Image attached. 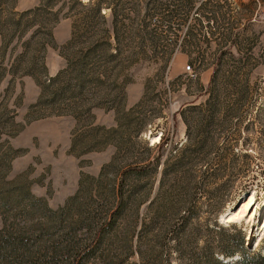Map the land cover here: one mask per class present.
Masks as SVG:
<instances>
[{"label":"rangeland","instance_id":"374dc122","mask_svg":"<svg viewBox=\"0 0 264 264\" xmlns=\"http://www.w3.org/2000/svg\"><path fill=\"white\" fill-rule=\"evenodd\" d=\"M62 1L66 2L63 14L74 2ZM106 1L117 9L121 28L118 41L112 37L109 45H103V29L111 28L112 20L111 10L104 8L107 23L95 19V28L80 38L81 46L68 43L74 33L85 32L89 10L75 6L70 15L61 14L54 22L41 18L46 25L42 31L48 30L50 36L41 32L33 41L39 24L21 25L17 32L13 22L17 15L10 14L11 7L0 4V51L4 39L10 42L0 80V211L4 201L12 202L29 193L44 198L53 210L68 207L75 216L79 212L105 215L118 202L113 189L119 186L121 172L137 162L152 163L151 171L126 184V195L135 187L137 191L106 235L104 256L98 252L88 264H107L104 257L116 264H154L152 250L157 238L152 234L141 241L145 228L150 229V225L157 233L161 225L171 226L183 215L189 218L186 237L192 240L198 234L194 245L198 251L209 240L216 245V233L210 229L216 220L214 230L227 227L232 233L241 232L250 253L263 252L264 226L261 223L259 230L258 226L264 218V0H206L198 8L200 17L192 19L198 0ZM61 2L56 3L55 10ZM41 3L8 1L18 12ZM28 17L26 21L32 18ZM22 30L26 33L20 36ZM184 38L189 41L184 43ZM29 39L32 50L21 58L20 67H27L31 54L40 55L46 75H22L23 68L17 74L11 71ZM97 42L103 45L98 52V80H87L83 88L68 87L67 96L72 93L76 99L66 106L44 103L51 96L43 87L49 82L47 78L62 72L55 90L67 86L61 85L62 79L72 78L76 84L70 61L79 54V48L87 50ZM222 52V63L216 66V56ZM111 53H117V58L111 59ZM187 65L192 73L186 71ZM233 76L247 89L243 93L246 107L239 112L217 113L216 123L225 119L227 126L214 128L212 145L195 151L183 171L172 169L164 175L166 163L176 162L177 151L186 140L180 111L211 95L221 100L230 98L227 79ZM225 165L230 168L216 171ZM250 197L255 204L241 217L235 216L241 211V202ZM171 200L175 202L172 206L168 204ZM178 201L188 202L180 214ZM215 209L219 211L215 213ZM229 214L235 216L232 221ZM28 224L34 229L38 226L37 222ZM13 227L0 215L2 236ZM45 235L43 229L25 232L23 239L30 245L19 254L36 261H53L51 264L65 263L70 255L67 250L54 257V248L65 244L47 240ZM61 236L63 230L55 232V239ZM77 237L84 239L85 235L78 230ZM140 241L143 244L139 245ZM166 242L170 256L159 264H184L172 247L175 242Z\"/></svg>","mask_w":264,"mask_h":264},{"label":"trees","instance_id":"16d2710c","mask_svg":"<svg viewBox=\"0 0 264 264\" xmlns=\"http://www.w3.org/2000/svg\"><path fill=\"white\" fill-rule=\"evenodd\" d=\"M8 1L9 0H0V4L1 6L5 4L9 8L11 7L12 11H10V14L17 15V19H14L15 17H11L12 19H14V25L18 28L17 32H19V27L21 25L34 26L39 24L40 28L38 27L34 31V34L32 36L33 41L34 39L38 38V33L42 32V34L49 35L48 30L45 29L47 32H45V30L42 31V29H44L46 25L44 24V20L40 21V19L45 18L54 22L66 8L65 1L61 2L60 0L61 3L59 9L55 10L54 8L56 7V3L59 0H42L41 5H39L37 8L18 12L13 11L14 5H9ZM72 1L74 2V6L70 7L69 10L67 9L68 11L63 13L62 15H70V12L73 11V8L75 6H78L82 10H89V14L85 18L90 17V20H84L85 32L81 30L83 33H74V37L68 43V46L75 44V42L76 44L80 43L81 46L82 41L80 40V38H85L86 31H91L95 28V19H98L99 22L102 21L103 24L107 23L105 15L102 14V10L104 8L111 10L112 20L111 28L107 27L103 29V33L105 34L104 37L106 40L103 45H109L110 43L108 39H111L112 37L116 41H118L119 31L121 30V28H119L120 21L117 18L118 13L114 3H108L106 0H92L91 3H84L81 0ZM167 11H169L170 13V10L167 9ZM28 16H32V18ZM27 17L30 19L26 21L25 19ZM125 27L126 25L123 22L122 28ZM0 29L2 30L1 21ZM25 33V30H22L20 32V36L24 35ZM4 41L5 46L3 45V48H1L2 52L0 51V80L4 77L5 68L2 65L4 52L7 50L10 44L8 40L4 39ZM185 41L189 40L187 38H184V43ZM31 43L32 41H30V39L23 43L24 51H22V53L16 59V63L18 62V65H16L15 63L14 66H12L14 68L15 66H17L15 69L13 68L11 70L12 73L17 74L20 70H23L21 72L22 75H33L35 77H38V73L46 75V67L44 63L40 62V55L36 56L35 54H31L27 67H20V64H22L21 58L26 57L30 53ZM103 45L97 42L93 45L88 46L87 50L79 48V54L75 56L76 58L70 61L74 65L72 66L76 71V76L74 77L76 79V84L73 83L72 78L69 79V81H64V79H62L61 85L67 84V86H61L58 90H55L54 85L57 84L59 80H61L62 72H60V74H58L56 77L47 78L49 82L43 85V87L51 92V96L43 102L51 105H56L60 102V104L66 106L68 105V103H71V101L76 99V97L72 95V93L67 96L68 93L66 92V89L68 87L76 86L79 88H83L85 82H88L87 80H98L97 74L99 73V70H101L98 52L99 48ZM33 52L37 53L36 51ZM223 54L224 53L222 52L216 56V66L221 65ZM117 56V53H111L109 57L111 59H115L117 58ZM19 68L23 69L18 70ZM214 71V73H216L218 71V68L214 69ZM89 75H91L92 77L90 79H87ZM231 78L232 79H230L229 77L227 79V84L230 85V88L232 90L231 92H229L230 98L221 100L218 99L217 96L213 97L211 95L204 102L196 105H191L180 111V115L186 125V140L183 142L181 148L177 151V155L175 156L176 162L170 163L168 161L166 163V166L164 168V175L169 174L172 169H180L183 171L195 151L199 152L200 150H207L209 146L212 145V143L210 142V138L214 128H225V126H227V121L225 119H223V121H221L220 123H216L217 119L215 116L217 113L239 112L246 107L248 101L246 99V96L243 95V93L247 92L245 85H240L236 77L233 76ZM42 84H44V82ZM135 119L137 121L140 120L138 116ZM141 131H143V128L141 130L135 131V133L138 134ZM161 140V142L163 143L164 134L162 135ZM146 149L150 151L152 148L146 147ZM156 163H158V160H156ZM151 165L152 163L139 164L137 162L134 165H129L127 168H125V170L121 172V180L119 186L113 189V191H115V194L117 193L115 197H117L118 202L113 207V209L109 213L107 211L105 215H100V213H95L92 215L91 213L87 214L84 212H79L75 216V214H70L68 207H62L59 210H53L48 206L44 198L36 197L31 194L29 196V193L27 195H24L26 193H23L24 197L22 195L12 202L8 200L4 201V206H2V209L4 210L0 211V215H4L5 222H7V219H9L10 224L12 225V227H14L11 231L8 230V233L6 232L7 235L2 236L0 234L1 263H53V261L49 262L45 259H39L36 261L31 256L25 257L24 254H19L21 250L24 249V247H28L30 245L29 242H26L23 239L25 232L35 231L37 229L45 230V236L48 237L47 240H55L53 242H60L62 244H65L64 246H61L60 249H58L57 246L54 248V257H56L58 254H61V251L64 252V250H67L68 254H70L69 259H66L65 263L63 264H88L93 257H95L96 255L99 256L98 252H101L100 255H102L103 257L104 248L102 247L106 235L113 230L114 225L117 223L119 217L122 215L126 205L128 204L129 198L132 197L133 191H137V188L135 187L132 189L129 196L126 195V184H128V181L131 178L136 177L137 179H139L143 174H147L149 171H151L154 168L151 167ZM229 168V166L225 165L223 167H219L218 169H216V171H226ZM174 203L175 202L171 200L168 204L172 206ZM186 204H188V202L184 203L182 201H178L177 212H179V214L184 211L183 208L187 206ZM188 209L189 207L186 210ZM218 211V209H215L214 212L216 213ZM188 219L186 215H183L180 217V219L178 218L177 223L171 226L169 224L167 226L161 225L160 228H158L159 231L157 233H153L150 225L147 226L150 229L145 228V234L142 237L141 241L147 236L152 237V234H154V236H156L157 238L152 250L154 251L153 256H155V262L153 261L154 264H159L161 263V261H167L165 259H168V257L170 256V252L168 251L167 247L169 244L166 242V240H168L169 242L170 239L175 242L172 247L178 252L179 258L185 261L184 264H264V251L259 253H250L249 250H247L245 247L244 234H242L241 232L232 233L231 228L227 227H219L218 229L214 230L216 227H218L216 220L213 222L214 227L210 228L213 232L216 233V240L214 239L216 245H214L211 240H209L207 241V244L198 251V248H195L194 246L196 244V237L198 234L193 235L194 237L192 240L186 237ZM17 220H19L18 223ZM36 222L38 223L36 224L38 226H36L35 229L32 228L30 224H28ZM60 229L63 230V236L59 237V239H55V232H59ZM78 230L84 233V239L77 237ZM211 230L208 231L212 233ZM85 240L86 242H84ZM141 241L139 245L143 244V242ZM150 242H152V239H150ZM154 248H157L159 251L157 252V249L154 250ZM155 252H157V256L155 255ZM9 257H11V260H8ZM104 259L107 261V264H116V262L108 260L106 259V257H104ZM121 263L123 264V262H117V264Z\"/></svg>","mask_w":264,"mask_h":264},{"label":"bare ground","instance_id":"6f19581e","mask_svg":"<svg viewBox=\"0 0 264 264\" xmlns=\"http://www.w3.org/2000/svg\"><path fill=\"white\" fill-rule=\"evenodd\" d=\"M157 141L158 140L155 139V142H157ZM252 201H253V197H250L248 199H245L243 202H241L242 203L241 211L238 214H236L235 216L241 217L242 214H244V212H246L249 209L250 205L252 204ZM254 204L255 203H253L251 206H253ZM235 216H234V214H229L228 215L229 218L228 217L227 218L232 221V219H234ZM225 220H227V219H225ZM261 223H263L262 225L264 226V218H262V220L258 226V230L261 228ZM263 228H262V230H263Z\"/></svg>","mask_w":264,"mask_h":264},{"label":"built area","instance_id":"2783aa9c","mask_svg":"<svg viewBox=\"0 0 264 264\" xmlns=\"http://www.w3.org/2000/svg\"><path fill=\"white\" fill-rule=\"evenodd\" d=\"M204 1H206V0H198L197 2H196V7H195V13H193L194 15H192V17H191V19L193 18V16H199L200 17V14L198 13V5H200L202 2H204ZM185 34V33H184ZM209 36V35H208ZM186 71L188 72V73H192L193 72V69H192V67L190 66V65H187L186 66Z\"/></svg>","mask_w":264,"mask_h":264},{"label":"crops","instance_id":"0c3cea01","mask_svg":"<svg viewBox=\"0 0 264 264\" xmlns=\"http://www.w3.org/2000/svg\"><path fill=\"white\" fill-rule=\"evenodd\" d=\"M204 2H202V4L198 5V8H200L201 6H203ZM209 37V36H208Z\"/></svg>","mask_w":264,"mask_h":264}]
</instances>
